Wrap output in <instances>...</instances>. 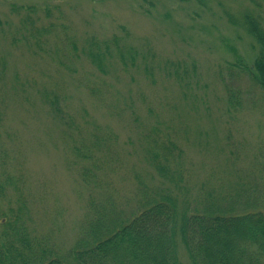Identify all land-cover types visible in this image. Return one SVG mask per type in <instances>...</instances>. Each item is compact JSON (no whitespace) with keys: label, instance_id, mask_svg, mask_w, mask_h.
I'll use <instances>...</instances> for the list:
<instances>
[{"label":"rangeland","instance_id":"obj_1","mask_svg":"<svg viewBox=\"0 0 264 264\" xmlns=\"http://www.w3.org/2000/svg\"><path fill=\"white\" fill-rule=\"evenodd\" d=\"M148 1H153L152 5L140 0H0V57L8 60L0 87L4 82L8 84L0 89V95L9 90L15 79L23 81L32 96H36L42 82H47L48 89L69 103V114L80 123L82 120L74 112H79L81 99L103 132H108L107 127L114 131L119 151L125 156L127 164L121 165L113 176L112 186L122 199H118L119 207L127 199L130 205H135L134 194L140 185L131 173L132 164L138 166V173H143L141 165L130 155L137 146L136 134L128 127L130 122L131 128L150 131L155 128L157 135L171 137L178 133V143L186 150L185 171L193 174L198 186L215 174L211 178L213 185L232 181L230 185L234 186L239 179L242 183L258 184L260 189L264 184V163L256 161L255 131L246 126L252 114L245 112L239 124H227L225 116L221 119L214 111L206 110L210 101H219L224 91L223 78H229L228 72L240 74L239 68L227 70L236 63V56L249 59L247 40L226 23L217 1H210L204 8L197 0ZM218 1L234 14L250 8L247 0ZM212 13L215 19L205 15ZM31 22L38 26L53 25L49 28L53 32L44 37L40 47L35 45L27 50L24 37L32 32L36 36V30L25 31L21 27ZM120 26L129 31V43L145 51L147 45L151 48L146 61L153 67L152 76L138 68L102 76L84 60L83 65L74 56L66 60V49L72 50L67 37L81 50L91 37L124 35ZM167 58H171V68L185 70L188 86L183 79L180 85L176 78L171 83L165 79L160 69ZM78 82L85 86L74 92L69 86L74 83L77 87ZM93 84L105 90L106 101L83 90ZM240 86L247 96L259 101L258 94L246 81H241ZM232 87L237 88L238 82L233 80ZM260 101L264 102L262 98ZM29 102L23 104L25 108H29ZM20 111L27 118L7 113L3 126L9 171L18 190L29 199L39 230L52 231L58 243L72 244L86 193L74 180H77L75 170L69 168L64 147L61 150L57 141L60 130L45 131L49 118L44 111L41 112L46 117L42 116L41 121L30 116V111ZM28 121L30 128H26ZM147 172L154 176L150 170Z\"/></svg>","mask_w":264,"mask_h":264},{"label":"trees","instance_id":"obj_2","mask_svg":"<svg viewBox=\"0 0 264 264\" xmlns=\"http://www.w3.org/2000/svg\"><path fill=\"white\" fill-rule=\"evenodd\" d=\"M210 1H217L226 23L243 34L251 53L249 59L236 56V63L227 70L239 68L241 75L228 72L229 78H223L224 91L219 101H210L206 110L214 111L221 119L225 116L227 124H239L244 113L250 112L252 118L246 126L255 131L256 161L261 165L264 163V102L260 101L264 100V0H247L250 8L235 14L218 0H197L201 8L209 6ZM15 8L12 4V9ZM205 15L215 19L213 13ZM51 27L41 23L38 26L36 22L21 27L25 31L35 29L37 34L32 32L24 37L26 49L40 47L44 37L53 32ZM120 29L124 35L91 37L81 50L67 37L72 50L64 48L62 52L66 49V60L74 56L80 65L84 60L102 76L131 68L152 76L153 67L146 61L151 48L146 43L148 51L132 45L129 31L124 26ZM7 64L8 60L1 55L0 78L5 77ZM160 70L169 83L176 78L180 85L183 79L188 86L185 70L171 68V58L164 61ZM233 80L238 82L237 88L232 87ZM241 81L254 88L259 101L247 96ZM22 82L11 81L9 90L0 95V264H264V184L259 189L258 184L237 179L234 186L230 185L232 181L213 185L211 178L215 174H210L198 186L193 174L185 171L186 150L178 143V133L171 137L157 135L155 128L151 131L131 128L130 122L128 127L136 134L137 142L130 155L141 165L143 173H138V166L132 164L131 173L140 185L134 194L135 205H130L127 199L119 207L121 198L112 186L113 176L127 162L119 151L114 131L107 127L108 132H103L80 98L79 112L74 114L81 123L71 117L69 103L48 89L47 82L36 89V96ZM7 84L4 82L0 89ZM73 85L69 87L74 92L85 86L82 82L77 87ZM86 87L89 89L83 90L106 101L102 87L97 89L95 84ZM29 100V108H25L23 104ZM21 109L30 111L29 115L37 117V121L46 117L41 112L44 111L49 118L45 131L60 130L57 141L61 150L64 147L69 168L75 170L77 180H74L86 193V204L74 227L76 237L72 244L58 243L52 231L39 230L29 199L18 190L17 181L9 171L3 126L7 113L27 118ZM29 125L30 121L26 128Z\"/></svg>","mask_w":264,"mask_h":264}]
</instances>
